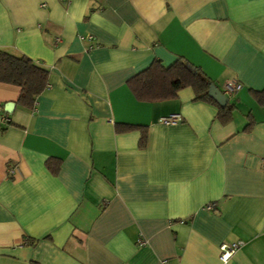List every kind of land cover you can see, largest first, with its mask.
<instances>
[{
	"label": "crops",
	"instance_id": "0c3cea01",
	"mask_svg": "<svg viewBox=\"0 0 264 264\" xmlns=\"http://www.w3.org/2000/svg\"><path fill=\"white\" fill-rule=\"evenodd\" d=\"M0 50L49 72L31 110L0 83V264H264V0H0ZM179 58L242 85L229 123L191 88L134 98Z\"/></svg>",
	"mask_w": 264,
	"mask_h": 264
},
{
	"label": "trees",
	"instance_id": "16d2710c",
	"mask_svg": "<svg viewBox=\"0 0 264 264\" xmlns=\"http://www.w3.org/2000/svg\"><path fill=\"white\" fill-rule=\"evenodd\" d=\"M49 72L43 66L35 63L25 55L15 56L0 50V83L14 85L20 88L17 104L24 109L31 110L35 98L40 95L47 86ZM212 81L205 75L201 68L191 64L183 58L177 59L171 66L165 68L157 60L142 72L136 74L127 81V87L140 102H158L175 99L177 92L184 88H191L194 101L206 102L214 105L217 112V120L225 125L232 120L234 106L227 104L224 108L208 96V90ZM259 104H264V91L254 92ZM250 124L245 130L250 129ZM140 131L139 147L144 148L146 143V130L138 126L115 125L117 133ZM59 163L46 162L47 169L52 173L58 172ZM35 244V242H33ZM36 264V263H30Z\"/></svg>",
	"mask_w": 264,
	"mask_h": 264
},
{
	"label": "built area",
	"instance_id": "2783aa9c",
	"mask_svg": "<svg viewBox=\"0 0 264 264\" xmlns=\"http://www.w3.org/2000/svg\"><path fill=\"white\" fill-rule=\"evenodd\" d=\"M81 39H85L87 41H92L91 36H85V37H80ZM242 89V85L238 82H225L222 86L221 93L226 96L228 99L231 98L233 95H235L237 92H239ZM182 120L180 115H172L169 117L162 118L161 123L163 125L169 126V125H175L178 122ZM4 121V120H2ZM15 169L10 168L8 169V174L12 175L14 173ZM213 208L212 204H209L205 207L207 211H211ZM145 243L142 242L141 245H144ZM242 243L241 242H233V243H223L219 246V260L223 263L226 264L230 258L235 254L236 251L239 250L241 247ZM159 264H167L165 260L160 261Z\"/></svg>",
	"mask_w": 264,
	"mask_h": 264
},
{
	"label": "water",
	"instance_id": "95a60500",
	"mask_svg": "<svg viewBox=\"0 0 264 264\" xmlns=\"http://www.w3.org/2000/svg\"><path fill=\"white\" fill-rule=\"evenodd\" d=\"M208 96L213 99L221 108H224L229 102V99L224 96L214 85L210 86L208 90Z\"/></svg>",
	"mask_w": 264,
	"mask_h": 264
}]
</instances>
